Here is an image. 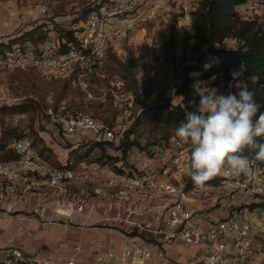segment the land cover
I'll return each mask as SVG.
<instances>
[{
    "label": "built area",
    "instance_id": "obj_1",
    "mask_svg": "<svg viewBox=\"0 0 264 264\" xmlns=\"http://www.w3.org/2000/svg\"><path fill=\"white\" fill-rule=\"evenodd\" d=\"M201 1L100 0L81 34L74 31L76 43L60 41L55 33L38 45L16 42L26 31L0 38V70L38 71L48 81H66L77 74L78 65L90 73L105 58L109 44L138 24L155 20L166 7L190 17ZM262 1L247 0L238 12L260 21ZM0 11L4 26L23 28L45 18L50 9L42 0H0ZM47 113L68 136L91 134L93 143L108 145L125 138V129L109 127L91 112L72 111L66 101ZM189 147L174 132L163 150L150 157L139 154L137 165L126 169L123 162L116 163L121 169L110 178L108 193L96 191L105 205L99 214L92 207L89 217L97 226L119 232L126 242L122 248L98 245L88 257L81 245L68 256L28 254L12 247L3 252L0 264H264V166L256 162L251 178L226 168L213 178L216 182L188 190L182 179ZM9 149L16 158L0 163V198L27 191L25 185L37 177L48 178L53 185L75 178L73 170L52 167L30 136L13 139ZM239 192L253 199L246 211L234 207ZM38 208L31 213L44 219V206Z\"/></svg>",
    "mask_w": 264,
    "mask_h": 264
},
{
    "label": "rangeland",
    "instance_id": "obj_2",
    "mask_svg": "<svg viewBox=\"0 0 264 264\" xmlns=\"http://www.w3.org/2000/svg\"><path fill=\"white\" fill-rule=\"evenodd\" d=\"M42 1L50 9L45 18L25 24L23 28L15 24L6 26V32H0V38L30 31L38 25H44L48 35L55 33L61 36L63 33L60 30L77 31L80 35L87 16L99 8L100 0ZM164 10L167 11H162L155 20L144 25L138 24L134 31L109 44L105 58L94 64L83 79L86 87H73L70 84V94L64 98L70 110L91 112L109 127L125 129V133L134 127L130 140L137 141L138 145L129 147L126 155L124 149L119 148L120 144H104L102 148L88 138L73 153L67 151L73 145L69 139L74 136L66 137L60 124L54 122L47 113L48 108L56 105V91L63 81H48L38 71L0 70V87H3L4 97L0 99L1 109L10 105H25L27 109V113L21 115L3 113L0 115V126L16 128L19 137L30 136L34 141V133L48 132L56 142L54 151L57 160L47 161L56 170L69 169L75 172L74 179L55 185L48 178H35L36 182L30 181L25 185L28 190L24 192L30 197L38 199L39 203H51L53 208L74 209L88 216L89 210L94 207V211L99 214L105 201H102L103 196H97L96 191L102 195L108 193L110 178H114L121 169L116 163L123 162L127 169L137 165L139 154L150 157L165 148L167 133L171 135L176 128L149 118L147 123L138 124V117L151 106L167 101L173 105L182 103L183 98L176 94L175 84L180 69L193 59L198 33L192 15L185 17L176 7H166ZM175 17L178 18L176 22ZM225 45L236 49L238 42L227 39ZM202 76V73L192 74L191 85L194 87L204 82L225 94L238 92L244 87L240 81L232 87L215 83L213 78L203 80ZM54 133H57L56 137ZM52 140L49 141L53 144ZM182 183L187 187L193 182L184 175ZM234 200V207L241 211H246L247 203L253 201L240 192L234 195ZM223 202L228 203V200L224 199Z\"/></svg>",
    "mask_w": 264,
    "mask_h": 264
},
{
    "label": "trees",
    "instance_id": "obj_3",
    "mask_svg": "<svg viewBox=\"0 0 264 264\" xmlns=\"http://www.w3.org/2000/svg\"><path fill=\"white\" fill-rule=\"evenodd\" d=\"M247 0H202L199 8L192 14L193 25L198 33V44L192 60H189L180 69L175 84L176 94L183 97L182 103L173 105L170 101L163 104L151 106L143 110L138 117L139 123H147V119L164 123L167 126L177 128L185 120L186 113L195 110L191 102L198 97L194 94L192 74L202 73V79L214 78L215 83L232 85L238 81L242 82L249 91L254 93L255 100L264 112V23L258 19L243 18L237 11V7L243 5ZM88 11V10H87ZM175 17L174 21H177ZM174 22V23H175ZM44 25L35 26L27 31L17 41H30L34 45L45 42L49 35ZM42 29L44 31H42ZM61 38L66 42H77L74 32H64ZM227 39H234L238 42L236 49L225 45ZM241 70L242 77L233 78V72ZM70 81L67 80L57 88L55 107L61 103L66 95L70 94ZM7 113L15 116L27 113L25 105H15L7 108H0V115ZM148 119V120H149ZM134 128V127H132ZM125 133V138L120 143L126 155L129 147L138 145L135 140H130L133 129ZM168 134V141L170 135ZM35 145L41 155L48 161L57 160L52 149L46 147L44 140L36 132L34 133ZM19 138L18 129L1 126L0 137V163L14 160L16 157L9 149L13 139ZM167 141V142H168ZM94 144V143H93ZM105 143H96V146L104 147ZM77 150V149H75ZM75 150L70 151L73 153ZM245 155H250L245 153ZM264 166V163H262ZM216 180H209L208 185ZM188 190L199 188L193 183L186 187Z\"/></svg>",
    "mask_w": 264,
    "mask_h": 264
},
{
    "label": "clouds",
    "instance_id": "obj_4",
    "mask_svg": "<svg viewBox=\"0 0 264 264\" xmlns=\"http://www.w3.org/2000/svg\"><path fill=\"white\" fill-rule=\"evenodd\" d=\"M232 75L238 78L242 73ZM194 94L198 97V102H191L195 110L187 112L175 129V136L190 146L184 174L196 187H204L226 168L251 178L256 162L264 163V112L254 93L245 86L225 94L199 82Z\"/></svg>",
    "mask_w": 264,
    "mask_h": 264
},
{
    "label": "crops",
    "instance_id": "obj_5",
    "mask_svg": "<svg viewBox=\"0 0 264 264\" xmlns=\"http://www.w3.org/2000/svg\"><path fill=\"white\" fill-rule=\"evenodd\" d=\"M240 8L241 6L238 7L237 11ZM260 21L264 23V12ZM1 31L6 32V26L2 23V13L0 11ZM85 77H87L86 71L78 65L77 74L67 80H71L70 84L73 87H86L83 81ZM0 99H4L3 87H0ZM38 134L44 140L46 147L52 149L55 153L54 145H56V142L54 139L52 140L50 134L46 131H38ZM53 136L56 137L57 133H54ZM90 137V134L84 135L83 138L71 137L72 139L69 140L73 145L66 150L70 152L79 148L83 140ZM49 140H52L53 144ZM79 141L82 142L79 143ZM41 205L44 206V219L31 213V211L40 210L38 207ZM59 208H53L51 203H39L38 199L30 197L27 192L1 197L0 260L3 258V252L12 247L20 248L28 254L68 256L76 245H81L84 254L89 257L98 245L115 249L125 246V239L119 232L97 226L95 224L96 219L83 213H77L74 209H66L69 212L63 213L61 211L63 213L61 214ZM6 211L13 212L8 214ZM71 211L73 212L72 215H70Z\"/></svg>",
    "mask_w": 264,
    "mask_h": 264
},
{
    "label": "bare ground",
    "instance_id": "obj_6",
    "mask_svg": "<svg viewBox=\"0 0 264 264\" xmlns=\"http://www.w3.org/2000/svg\"><path fill=\"white\" fill-rule=\"evenodd\" d=\"M61 211H64V212H65L66 209L61 207V208H59V212H60L61 214H63L64 212L62 213ZM70 215H71V214H70Z\"/></svg>",
    "mask_w": 264,
    "mask_h": 264
}]
</instances>
